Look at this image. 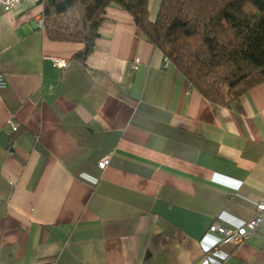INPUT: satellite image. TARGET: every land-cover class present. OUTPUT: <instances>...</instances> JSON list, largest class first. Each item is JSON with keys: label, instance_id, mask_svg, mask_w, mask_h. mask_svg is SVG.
I'll use <instances>...</instances> for the list:
<instances>
[{"label": "crops", "instance_id": "0c3cea01", "mask_svg": "<svg viewBox=\"0 0 264 264\" xmlns=\"http://www.w3.org/2000/svg\"><path fill=\"white\" fill-rule=\"evenodd\" d=\"M41 15L0 6V264L200 263L209 225H242L264 197V82L215 105L125 11L108 9L84 65ZM220 249L264 264V222Z\"/></svg>", "mask_w": 264, "mask_h": 264}, {"label": "trees", "instance_id": "16d2710c", "mask_svg": "<svg viewBox=\"0 0 264 264\" xmlns=\"http://www.w3.org/2000/svg\"><path fill=\"white\" fill-rule=\"evenodd\" d=\"M41 1L46 37L80 44L82 65L117 7L211 103L230 106L264 82V0H160L154 20L148 0Z\"/></svg>", "mask_w": 264, "mask_h": 264}, {"label": "built area", "instance_id": "2783aa9c", "mask_svg": "<svg viewBox=\"0 0 264 264\" xmlns=\"http://www.w3.org/2000/svg\"><path fill=\"white\" fill-rule=\"evenodd\" d=\"M25 0H0V6L5 12H8L24 2ZM42 17L38 20V25L42 27ZM169 61L165 58V64ZM56 65L63 66L65 61L62 59L55 60ZM139 64V58H134L129 64L130 70H135ZM6 86V80L2 73H0V88ZM16 129V126H14ZM109 163V156L97 163L98 167L104 168ZM254 206L253 216L245 221L240 226H228L224 223L213 221L201 239V248L204 253L202 261L198 264H222V261L228 256L227 252L220 249V245L224 243H231L237 245L243 242L262 222H264V197L258 200L252 201ZM211 237L210 242L203 243V240L209 236Z\"/></svg>", "mask_w": 264, "mask_h": 264}]
</instances>
